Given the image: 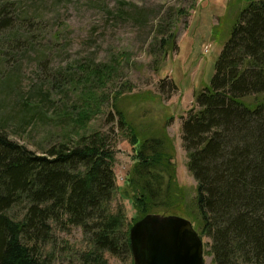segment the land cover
Segmentation results:
<instances>
[{
  "label": "rangeland",
  "instance_id": "374dc122",
  "mask_svg": "<svg viewBox=\"0 0 264 264\" xmlns=\"http://www.w3.org/2000/svg\"><path fill=\"white\" fill-rule=\"evenodd\" d=\"M244 6V0H0V101H6L0 120L12 115L4 126L9 139L43 155L63 143L64 134L75 139L107 134L117 187L110 206L122 212L128 228L137 218L126 184L137 149L163 129L182 192L175 208L188 214L197 183L187 168L182 119L198 110L196 96L208 86ZM116 93L115 110L140 135L137 147L115 115L109 123ZM22 102L37 104L35 117L22 121ZM92 104L97 110L83 124L80 115ZM172 213L199 227L193 218ZM62 226H52V243L42 254L54 264H71L88 252L90 242L81 228ZM201 241L204 264H214L209 239ZM131 252L105 253L103 263L135 264Z\"/></svg>",
  "mask_w": 264,
  "mask_h": 264
},
{
  "label": "trees",
  "instance_id": "16d2710c",
  "mask_svg": "<svg viewBox=\"0 0 264 264\" xmlns=\"http://www.w3.org/2000/svg\"><path fill=\"white\" fill-rule=\"evenodd\" d=\"M244 1L208 86L196 96L198 110L181 123L187 168L197 183L188 214L197 218L175 208L182 192L163 129L137 149L126 182L133 195L125 197L137 213L132 226L149 215L189 216L199 237L209 239L214 264H264V0ZM36 105L21 103L22 121L35 117ZM85 109L83 124L97 110L93 104ZM115 112L109 123L115 115L137 147L140 135L123 112ZM10 115L0 120V264H54L42 247L52 243V226L62 225L81 228L90 242L71 264H104L105 253L131 252L132 227L125 228L122 212L110 206L117 187L107 134H64L63 143L38 155L9 139L4 126ZM12 210L20 215H10Z\"/></svg>",
  "mask_w": 264,
  "mask_h": 264
},
{
  "label": "water",
  "instance_id": "95a60500",
  "mask_svg": "<svg viewBox=\"0 0 264 264\" xmlns=\"http://www.w3.org/2000/svg\"><path fill=\"white\" fill-rule=\"evenodd\" d=\"M135 264H204L203 244L186 219L149 215L129 231Z\"/></svg>",
  "mask_w": 264,
  "mask_h": 264
}]
</instances>
